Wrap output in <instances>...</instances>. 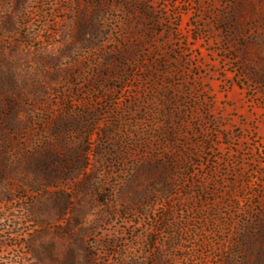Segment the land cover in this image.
I'll return each instance as SVG.
<instances>
[{"label": "rangeland", "instance_id": "1", "mask_svg": "<svg viewBox=\"0 0 264 264\" xmlns=\"http://www.w3.org/2000/svg\"><path fill=\"white\" fill-rule=\"evenodd\" d=\"M0 264H264V0H0Z\"/></svg>", "mask_w": 264, "mask_h": 264}]
</instances>
